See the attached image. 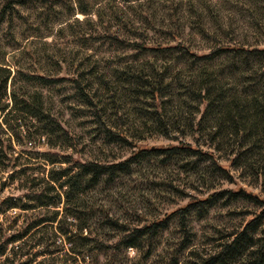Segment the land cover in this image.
Returning a JSON list of instances; mask_svg holds the SVG:
<instances>
[{
	"label": "rangeland",
	"instance_id": "1",
	"mask_svg": "<svg viewBox=\"0 0 264 264\" xmlns=\"http://www.w3.org/2000/svg\"><path fill=\"white\" fill-rule=\"evenodd\" d=\"M5 5L11 8L0 24V59L13 67L14 80L8 92L24 93L27 99L40 95L44 111L75 142L74 147H69L56 138L43 137L36 139L32 146L17 147V152L23 153L20 162L29 169L26 175L40 181L49 171L71 166L74 161L99 164L125 161V174H117L109 182L102 181L98 188L84 195L78 211L87 218L89 229L103 240L112 237V232L100 227L104 214L121 219L130 227H141L155 220L165 223L148 259L145 248L125 249L114 258L108 253L96 254L85 249L81 250L84 261L80 256L75 264L96 261L98 264H171L172 259L179 264H199L259 211L250 201L229 194L246 191L264 199L258 185L241 171L229 167L225 152L212 155L215 164L228 169L229 178L219 173L211 161H202L197 170H192L194 156L156 152L183 142L197 144L202 153H211L201 139L198 143L192 142L187 134L168 140L157 132L140 133L138 126L135 130L140 133V139L134 137L135 132L129 125L125 84L122 88L115 71L125 73L126 67L154 63L155 68L166 65L169 73L179 71L183 78L201 68L220 75L223 83L231 84L238 91V85L228 76L229 63L249 76V71L257 67L255 62L240 65L231 58L230 52L212 54L209 60L165 51H148L140 57H131L134 52L125 51L122 44L126 40L146 47L165 48L181 43L197 57L221 48L263 49L264 0H0V10ZM81 10L87 15L81 14ZM165 57L173 60L167 62ZM23 74L40 75L51 82L42 86L26 80ZM72 79L91 104L76 94ZM93 113L107 129L115 130V126L122 124L125 144L109 142ZM30 131L35 133V128L30 127ZM51 143L58 146L51 148ZM45 155L51 159L65 157L69 163L51 165ZM10 171L0 173L7 182L6 188L0 191V200L13 197L20 205H28L23 196L27 191L18 188V181L13 184L7 181ZM57 193L62 194L59 190ZM216 194L221 195L210 199L205 210L186 214L184 243L188 246L183 250L180 245L185 233H182L179 215L174 212L192 201L208 200ZM64 206L62 199L56 208L32 212L9 210L0 215V243L4 237L19 236L29 223L48 218L54 211L62 216ZM55 229L56 224H43L9 245L0 257V264H61L66 259V263L73 264L68 259L69 245ZM38 241L53 243L60 251L54 256H40L38 253L52 248H33ZM11 248L18 249L15 256L10 255Z\"/></svg>",
	"mask_w": 264,
	"mask_h": 264
},
{
	"label": "trees",
	"instance_id": "2",
	"mask_svg": "<svg viewBox=\"0 0 264 264\" xmlns=\"http://www.w3.org/2000/svg\"><path fill=\"white\" fill-rule=\"evenodd\" d=\"M9 6L11 5H5L0 10V24L5 21L7 10L11 8ZM80 13L87 15L82 10ZM122 45L125 51L134 52L131 57H140L148 51H165L209 60L212 54L230 52L231 58L238 60L240 65H247V61L257 64V67L249 71V76H245L235 65L229 63L231 72L228 76L235 81L234 85H238V91L231 84L223 83L219 79L220 75L201 68L196 69V74L183 78L179 71L176 74L169 73L166 65L155 68L154 63L138 67L129 66L125 68V73L115 71L117 72L115 74L122 88L125 84L126 106H129L131 120L129 125L135 132L134 137L140 139V133L157 132L168 140H177L178 137H185L187 134L192 138V142L198 143L202 140L201 143L211 150V153H202L197 144L193 146L183 142L178 146L156 149V152L190 154L195 157L191 165L192 170H197V165L202 161H211L219 173L229 178L228 169L215 164L212 155L213 152H225L229 167L241 171L242 175L253 181L254 185H258L264 194V48L251 51L242 48H221L216 52L197 57L181 43L165 48H151L142 43L125 40ZM165 60L168 62L173 59L167 57ZM23 75L26 80L35 81L42 86L51 82L40 75ZM13 80V67L7 66L0 59V173L11 170L7 181L12 184L18 181V188L27 191L23 196L28 200V205H20L17 203L19 200L13 197L2 198L0 215L9 210L32 212L49 207L56 208L62 203V199L65 206L62 216L58 211H54L48 218L36 219L29 223L19 236L4 237L0 243V257L5 255L9 245L22 240L43 224L50 226L56 224L55 230L58 235L69 245L68 259L72 260L73 264L80 256L84 261V252L81 250L85 249L96 254L108 253L110 258H114L117 252L125 249L141 251L145 248L146 258L151 257L154 250L153 242L158 232L165 228L164 221L155 220L141 227H130L125 225V221L104 214L100 219L102 222L100 227L112 232L113 236L103 240L92 233L87 225V218L78 211L83 205L82 200L86 193L98 188L102 181L109 182L117 174H125V161L117 164L74 161L71 166L49 171L46 178L40 181L32 175H26L29 169L24 167L25 163L20 162L23 153L17 152V147L23 144L32 146L36 139L43 137L56 138L69 147H74L75 142L68 137L59 123L44 111L40 95L35 94L27 99L24 93L17 95L14 90L9 93L8 87ZM70 81L77 90L76 94L84 102L91 104L92 101L78 87L77 82L73 79ZM93 116L97 120L98 115L93 113ZM96 123L109 142L125 144L122 124L119 123V127L115 126V130H110L98 120ZM135 126L140 127V133L135 130ZM30 127L35 128V133H31ZM49 146L54 148L58 145L51 143ZM45 156L51 165L69 163L65 157L51 159L49 155ZM205 170L203 169L202 172ZM36 181L39 183L35 184ZM27 184H30V187ZM6 185L5 179L0 177V191H3ZM58 190L62 192L61 195L57 193ZM49 193L55 195L49 196ZM229 194L239 195L244 200L250 201L259 208V211L199 264H264V199L246 191L229 192ZM219 195L221 194L212 195L208 200L192 201L174 212L179 215L182 233H185L180 248L184 250L188 246L184 243L186 214L194 210L197 212L205 210V204ZM54 236L57 237L55 233ZM40 246L52 248L51 251L48 249L41 251L38 253L40 256L47 254L50 257L60 251L53 243L47 245L42 241H38L33 248ZM17 250L11 248L10 255L15 256ZM5 260L8 261L9 257ZM66 260L60 263L68 264ZM93 264L98 263L96 261ZM171 264H179V262L172 259Z\"/></svg>",
	"mask_w": 264,
	"mask_h": 264
}]
</instances>
